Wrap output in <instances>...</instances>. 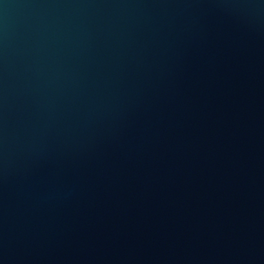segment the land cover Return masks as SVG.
Returning a JSON list of instances; mask_svg holds the SVG:
<instances>
[{"label":"water","instance_id":"1","mask_svg":"<svg viewBox=\"0 0 264 264\" xmlns=\"http://www.w3.org/2000/svg\"><path fill=\"white\" fill-rule=\"evenodd\" d=\"M0 264H264V0H0Z\"/></svg>","mask_w":264,"mask_h":264}]
</instances>
